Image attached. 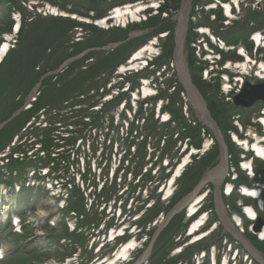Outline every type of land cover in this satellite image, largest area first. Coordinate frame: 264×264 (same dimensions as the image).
Returning a JSON list of instances; mask_svg holds the SVG:
<instances>
[{
	"label": "rangeland",
	"instance_id": "rangeland-1",
	"mask_svg": "<svg viewBox=\"0 0 264 264\" xmlns=\"http://www.w3.org/2000/svg\"><path fill=\"white\" fill-rule=\"evenodd\" d=\"M123 1L113 0L111 4L105 0H0V49L5 41L11 49L0 64V180L27 183L41 176L44 179L43 184L27 188L19 195L13 192L3 195L6 201L2 202L5 203L2 210L6 211L8 206L12 208L10 214L17 212L22 228L20 232L10 231L9 223L0 227V246L5 255L0 264H95L111 256L119 249V243L129 238L108 243L98 251L107 241L103 235L105 230L122 223L117 220V214L112 217L113 212L109 213L111 206L118 208L121 204L126 213L122 225L134 224L143 214L136 222V231H142L135 239L139 249L131 253L126 262L122 259L116 264H196L201 252L214 251V247L219 261L236 259L237 264H250L252 260L251 264H262L264 241L248 230L250 219L245 220L243 229L238 227L243 230L244 239L260 254V260L227 229L217 208V186L212 180L197 194V197L206 195L199 204L202 206L199 213L208 212V221L197 233L205 238L189 245L194 238L187 237L189 228L197 217L188 219L189 207L182 203L209 172L220 166L223 147L214 130L201 120L193 107L176 64L178 16L185 0H165L170 9L167 13L149 8L145 12L147 20L142 13V22L133 21L125 28L95 26L93 22L100 18L97 12L113 4L148 1L161 6L163 3V0ZM237 1L239 9H234L233 17L227 19L218 1L208 5V0H192L184 52L192 84L224 136L230 168L225 179L238 176L246 183L252 178L242 170L245 168L242 160L249 161L254 154L244 152L235 144L233 135L246 139L250 128L255 129L258 136L264 135L257 120L263 116L264 104L258 102L249 111L233 107L231 98L239 83L233 82L231 77L234 91L224 93L227 87L221 64L243 61L244 57L238 52L244 49L255 64H249L247 74L242 70V76L252 83L260 82L264 45L256 47L252 35L258 32L264 35V0ZM214 4L220 12L216 19L214 15H218L212 10ZM203 24L210 25L211 32L215 31L227 44L214 45L216 53L223 51L220 59L210 52H206L213 56L210 59L203 56L202 40L206 39L212 47L211 40L200 32L208 28ZM16 25H19L17 32ZM152 40L158 44L154 45L152 54L160 53L153 60L154 66L138 74L133 70L123 73L120 67L129 68L132 55L146 45L153 46ZM229 41L236 46L228 45ZM211 65V73L206 74L205 70ZM136 82L139 88L132 89ZM143 86L149 90L145 92ZM87 90L90 92L86 93ZM159 104L167 111L161 109L159 113ZM168 114L170 121L167 122ZM58 115L63 118L58 119ZM82 115H86L82 118L86 122L84 127L74 124L80 122ZM130 132L132 160L123 165L121 144L129 145L130 140H124ZM79 134L85 136V140L78 138ZM248 138L251 141V137ZM41 140L46 143L41 145ZM192 142H200V148L190 146ZM186 144L189 145L187 150ZM191 147L199 154L188 158L189 164L182 176L169 188V179ZM163 148L168 154H163L159 161ZM205 148L208 149L204 151ZM167 157L171 163L166 166ZM50 158L56 159L55 165L50 164ZM238 163L242 164L236 168ZM252 164L257 173L255 179L260 175L264 179V161L256 158ZM34 167L37 170L32 175ZM47 170H50L49 181L44 178L43 171ZM143 180L149 182L145 185ZM159 180L163 182L157 185ZM103 184V191L113 196L107 203L93 199V194ZM163 184L167 185L161 192ZM168 188L173 192L171 197L165 198ZM114 196L119 197L116 203ZM222 197L230 218L232 214H241V203L252 205L258 211L257 201L253 199H242L237 193ZM150 204L154 206L145 211ZM179 205L182 207L176 210ZM175 210L176 214L167 221ZM259 214L264 217L263 211L259 210ZM108 221L112 222L111 226ZM130 239L133 238L130 236ZM236 249L239 253L234 258ZM200 262L210 264V255Z\"/></svg>",
	"mask_w": 264,
	"mask_h": 264
},
{
	"label": "bare ground",
	"instance_id": "bare-ground-1",
	"mask_svg": "<svg viewBox=\"0 0 264 264\" xmlns=\"http://www.w3.org/2000/svg\"><path fill=\"white\" fill-rule=\"evenodd\" d=\"M191 0H186L185 4H184V7H183V10L181 11V13L179 14L178 16V19H179V25H178V39H177V49L175 51V60H176V64L178 66V69H179V74H180V78H181V81L183 82L185 88L187 89V92L189 94V97H190V100L193 104V107L195 108L196 112L198 113V115L200 116L201 120L210 128H212L214 130V132L217 134L216 132V127L217 125L215 124V122H213L210 118V115H209V112L206 108V105H205V102L202 98V96L200 95V93L198 92L197 88H195V86L192 84V80L190 78V75H189V72H188V69H187V66H186V55H185V52H184V39H185V32H186V18H187V8L189 7V4H190ZM139 5H136V6H133V7H126V8H123V9H118L114 16L111 17L113 19H115L116 21L120 20H124L126 21V17L128 15L131 16V18L134 20V19H139V16H138V12L140 10H142L143 8H137L135 9L136 7H138ZM188 11V10H187ZM54 13H58V11L56 10H53ZM63 15H66L64 14V12L62 13ZM75 18L76 15H74ZM109 17V19H111ZM129 18V17H127ZM108 18H105L101 21H99V23H97L98 25L102 26V27H107V21L109 20ZM89 20L86 19V22H88ZM19 28V25H16L15 27V32H17V29ZM256 42L260 45H264V39L261 38V36H256ZM8 40V39H7ZM9 42L8 41H5L4 42V45L3 47L0 49V64L2 63V60H4L7 56V54L11 51V49L9 48L10 45L8 44ZM153 50V47L150 46V45H147L145 46V48H143V50L139 51L138 53H136L135 57L133 58L132 62H129L128 65H130V68L131 69V65L132 67L133 66H136L138 64H136V62L141 59V57L143 56V54L147 51H152ZM6 53V54H5ZM248 58H250L248 56ZM248 60V59H247ZM250 61V60H249ZM249 63V62H248ZM248 63L246 61H240V62H236V63H231V62H226V66L223 68V69H228V70H237L238 68H240L241 70L246 68V70L248 69ZM235 65V66H234ZM260 68H261V77L264 78V63H260ZM145 92H147L149 90V88L145 87ZM251 130V133L254 134L255 130L253 128L250 129ZM218 136V135H217ZM219 140H221V138L218 136ZM236 140L238 141L239 144H241L243 147H245L247 150H253L256 155L262 159H264V146L261 145L262 143H254L252 147H250V143L246 142L245 140H242L238 137H236ZM222 147L224 148L225 147V144L221 143ZM248 165V164H245V166ZM225 169H226V166L224 165V162H222L220 164V166L216 169H214L213 171L209 172L207 174V176L204 178V182L205 181H208V180H212L214 183H216V186H219L220 183H221V180H222V177L224 176V173H225ZM3 193L4 190H2ZM245 192L248 194V195H252V196H257L259 194V191L258 190H253V189H245ZM168 193H170V190L168 191ZM7 194V193H5ZM194 194L192 195H189L187 197V199L182 203L183 204H187V203H194V204H189L187 207H189L190 209V212H193L197 209L198 205L202 202H199L198 201L200 200L199 196H195ZM260 198V197H259ZM192 199V201H191ZM190 201V202H189ZM182 205H179L176 210L180 209V207H182ZM217 208L219 210V213H220V216H221V219L222 221L226 224V227L227 229H229L236 237L237 239L241 240L245 245L246 247L248 248V250L258 256L259 259L260 258V254L253 248L250 246L249 242L246 241V239H244L242 233H241V230H238L236 229L235 227L232 226L231 222L229 221L228 219V216L224 210V207H223V203L220 199V197H218L217 199ZM252 217L256 214L255 210L251 207V206H246V209H245ZM0 216H2L0 214ZM241 219L236 216L235 217V222L234 225L235 226H238L241 224ZM201 221L198 220V222H194L193 223V226H192V231L194 232V236H196V231H194V229H196V227L198 226V224H200ZM192 233V232H191ZM112 235H115L114 233ZM261 236H264V230L263 232L261 233ZM135 245V242L134 240H132L131 242H129L122 250L119 249L115 255L113 256V258H109L108 260H106L105 262H96L95 264H114L115 261H119V260H122L123 258H126L127 255H129L131 252H132V248H130L131 246H134ZM141 263V261H140Z\"/></svg>",
	"mask_w": 264,
	"mask_h": 264
},
{
	"label": "water",
	"instance_id": "water-1",
	"mask_svg": "<svg viewBox=\"0 0 264 264\" xmlns=\"http://www.w3.org/2000/svg\"><path fill=\"white\" fill-rule=\"evenodd\" d=\"M261 102L264 104V81L252 83L248 80L245 81L244 85L242 86L240 92L233 97V103L235 106L243 108V109H252L255 103ZM211 118V117H210ZM212 120V118H211ZM213 121V120H212ZM214 122V121H213ZM216 124V123H215ZM217 135L221 138V142L224 143V138L218 127H216ZM223 158L227 163V150L226 145L223 148ZM200 187L198 188V190ZM264 227V218L258 216L254 226L253 231L258 233L263 230Z\"/></svg>",
	"mask_w": 264,
	"mask_h": 264
},
{
	"label": "trees",
	"instance_id": "trees-1",
	"mask_svg": "<svg viewBox=\"0 0 264 264\" xmlns=\"http://www.w3.org/2000/svg\"><path fill=\"white\" fill-rule=\"evenodd\" d=\"M125 1H128V0H124L123 2H125ZM208 1H211V0H208ZM223 1H226V0H223ZM120 3H122V2H120ZM168 3V2H167ZM113 5H111V6H108L107 8H105V10H103V11H100V12H98V14L97 15H104L105 13H106V11H107V9L109 8V7H112ZM169 8V6H168V4L167 5H165L164 7H163V9L162 10H165V9H168ZM10 31V30H9ZM96 85V84H95ZM136 86H138V83H135L134 85H133V89L136 87ZM90 92V90L88 91H86V93H89ZM93 106H95V105H92L91 107H93ZM102 107H104V105H101V108L100 109H103ZM172 113V112H171ZM173 114V113H172ZM174 115V114H173ZM85 116L86 115H82V117H81V120H80V122H77V123H74V124H79V125H83V127H84V125L86 126V122H84L83 121V117L85 118ZM76 117V116H75ZM74 117V118H75ZM57 118L58 119H60V118H63L61 115H58L57 116ZM77 118V117H76ZM89 120H90V117L88 118ZM74 120V119H73ZM89 120H88V122H89ZM144 121H145V119H144ZM73 124V125H74ZM50 126L52 127V124H50ZM48 128H46L45 130H47ZM79 129V128H78ZM49 130V129H48ZM51 130H52V128H51ZM51 130H49V131H51ZM128 135H127V137L125 138V140L124 141H129L130 140V137H133L132 136V133L130 132V133H127ZM188 134V133H187ZM198 134H199V132H198ZM78 136V138L79 137H83V135L82 134H79V135H77ZM189 136V138L191 139V135H188ZM54 137H56V138H60V136H54ZM85 137V136H84ZM83 137V138H84ZM183 137V136H182ZM78 138H76V139H74V141H73V144H76V140L78 139ZM135 139V138H134ZM84 140H85V138H84ZM55 141V140H54ZM60 141V140H59ZM59 141H58V143H59ZM190 141V140H189ZM133 140H130V143H129V145H123V144H121V146H122V151H125V158L126 159H128V157L129 156H131V147L133 146ZM41 145H44L45 143H44V141H40L39 142ZM193 143V142H192ZM190 143L192 146H195V147H198V148H200V145H201V143L200 142H196V143ZM57 146L59 145V144H56ZM55 149H58V148H55ZM168 152V150L167 149H164L163 148V151L161 152V156H159V161H161L162 160V158L165 156V155H163V154H168L167 153ZM170 152V151H169ZM55 153V152H54ZM124 158V159H125ZM66 159H62L61 161H65ZM130 160H132V157H130ZM55 161H56V159L55 158H50V164L52 163H54V165H55ZM129 161V160H128ZM58 169V168H57ZM151 180V179H150ZM148 181V180H147ZM162 181L161 180H159V183H161ZM105 196L106 197H110V196H108V194H107V191L105 192ZM111 197H112V195H111ZM110 197V198H111ZM149 211V210H148Z\"/></svg>",
	"mask_w": 264,
	"mask_h": 264
}]
</instances>
